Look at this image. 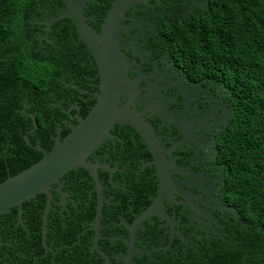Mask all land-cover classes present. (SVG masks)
<instances>
[{
    "label": "flooded vegetation",
    "instance_id": "1",
    "mask_svg": "<svg viewBox=\"0 0 264 264\" xmlns=\"http://www.w3.org/2000/svg\"><path fill=\"white\" fill-rule=\"evenodd\" d=\"M117 1L28 0L23 6L25 23L17 29L32 55L40 59L46 55L48 59L53 48L61 49L54 76L62 87L47 84V92L37 98L45 106L42 113L46 118L58 124L57 133L49 135L51 145L89 115L109 75L108 68L81 37L75 20L57 17L69 8H79L88 26L100 37ZM126 3L129 5L121 6L119 12L118 29L112 36L107 35L105 42L119 44V71L126 82L135 85L144 104L136 99L129 101V94L123 92L117 105L125 107L128 103L130 109L140 113L165 149L161 161L167 175L163 178L165 191L159 197L160 169L142 135L130 124L116 122L109 129V137L88 156V161L98 163L99 186L83 167L68 171L54 184L61 192H53L51 208L58 210L61 228L57 233L56 229L47 233V237H54L47 246L43 239V252L30 249V264H59L62 258L66 260L61 264H208L202 262L205 253L218 242H232L233 228L239 225L240 215L227 196V166L219 151L235 113L234 97L215 75L188 67L180 59L178 48L173 47L178 44L180 27L190 26L210 12L213 0ZM1 34L0 78L8 63L4 61L15 59L10 52L12 43L19 41ZM15 74L16 87L12 89L0 81V89L11 90V102L31 116L37 128L40 113L27 111L35 106L33 98L24 97L19 68ZM31 83L25 80L23 84L26 87ZM34 127L25 135L29 144ZM32 134L40 141L37 135L45 137L46 130ZM39 194L47 196L45 192ZM157 198V212L143 217ZM100 200L102 210L96 224ZM22 207H18V224H24ZM4 244L0 235V264H22L6 258ZM226 264L262 263L232 260Z\"/></svg>",
    "mask_w": 264,
    "mask_h": 264
},
{
    "label": "trees",
    "instance_id": "2",
    "mask_svg": "<svg viewBox=\"0 0 264 264\" xmlns=\"http://www.w3.org/2000/svg\"><path fill=\"white\" fill-rule=\"evenodd\" d=\"M19 1L0 0L1 36L19 40L12 43L10 52L16 56L12 62L4 61L8 63L3 67L0 81L11 85L12 89L16 87L15 73L19 68L24 97L33 98L35 105L27 111L40 114L35 128L33 118L17 110L11 102V90L0 89V182L38 161L43 152L35 145L50 150L53 142L51 145L49 135L57 133L58 129V124L42 113L46 109L37 98L47 92V84L51 88L54 84L62 87L54 76L59 69L61 49L53 48L48 59L46 55L43 59L32 55L29 46L22 43L24 35L17 29L25 23L21 14L25 13L23 6L28 0ZM173 47L178 48L180 59L188 67L221 79L235 101V113L219 151L227 166V196L236 207L240 221L239 225H234L230 236L232 242H218L205 253L202 262L226 264L242 260L264 264V0H213L210 12L195 19L190 26L180 27L178 44ZM68 60L72 61L70 57ZM25 80L32 82L31 85L24 87ZM33 127L32 133L43 129L46 136L38 134L39 141L29 133V144L25 135ZM46 203L45 194L24 201V224L17 222L18 206L0 215V235L5 243L2 249L9 261L30 264V249L36 253L44 251L42 236ZM57 215L58 210L51 208L48 235L61 228ZM53 237H47L46 241L50 242ZM238 252L240 258L236 257ZM65 260L62 258L58 262L61 264Z\"/></svg>",
    "mask_w": 264,
    "mask_h": 264
},
{
    "label": "water",
    "instance_id": "3",
    "mask_svg": "<svg viewBox=\"0 0 264 264\" xmlns=\"http://www.w3.org/2000/svg\"><path fill=\"white\" fill-rule=\"evenodd\" d=\"M123 5L128 6L129 3H126V0L116 2L106 21L108 27L104 29L103 35L100 37L88 26L82 10L79 8H69L57 17L70 16L75 20L81 37L84 38L87 46L100 63L102 62L108 68L109 75L105 77L103 92L99 101L86 118H81L80 123L72 127V130L64 137L61 138L59 135L50 150H46L40 145L35 146L43 151V156L29 167L0 182V215L7 213L15 206L21 208L24 201L36 197L39 193L45 192L47 194L43 222V239L46 246L48 214L54 200L53 192H61L60 188L54 187V184L59 183L68 171L83 167L91 172L99 186L98 163L88 161V156L109 137V129L116 122L128 123L142 135L160 169L162 186L159 197L160 195L162 197V193L165 191L166 184L163 183V178L167 175L161 169L165 149L160 144L152 126L144 121L140 113L130 109L128 103L125 107L117 105L120 94L123 92L129 94L127 95L129 101L142 99V95L135 85L126 82L123 79L125 77L119 71L122 68L117 65L121 59L119 44L105 42V37L107 35L112 36L116 28L118 29V20L121 17L119 12ZM139 102L143 103L141 100ZM158 204L157 198L142 216L145 217L157 212ZM101 210L102 201L100 200L96 224L99 222Z\"/></svg>",
    "mask_w": 264,
    "mask_h": 264
}]
</instances>
